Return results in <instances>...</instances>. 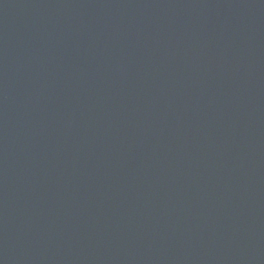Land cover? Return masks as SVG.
<instances>
[{
  "label": "water",
  "instance_id": "obj_1",
  "mask_svg": "<svg viewBox=\"0 0 264 264\" xmlns=\"http://www.w3.org/2000/svg\"><path fill=\"white\" fill-rule=\"evenodd\" d=\"M0 264H264V0H0Z\"/></svg>",
  "mask_w": 264,
  "mask_h": 264
}]
</instances>
